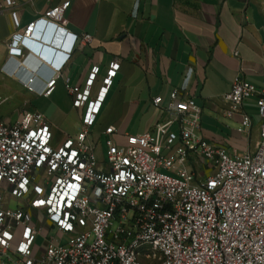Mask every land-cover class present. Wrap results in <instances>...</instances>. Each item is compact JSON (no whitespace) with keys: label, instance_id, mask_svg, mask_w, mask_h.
I'll use <instances>...</instances> for the list:
<instances>
[{"label":"built area","instance_id":"1","mask_svg":"<svg viewBox=\"0 0 264 264\" xmlns=\"http://www.w3.org/2000/svg\"><path fill=\"white\" fill-rule=\"evenodd\" d=\"M4 4L18 26L16 0ZM69 4L47 8L8 43L10 59L34 52L53 74L40 84L36 74L18 75L17 67L8 66V73L46 97L63 78L83 112L77 133L59 146L43 113L22 109L13 121L0 114V264H264V86L237 76L224 96L228 116L256 97L254 152L232 156L206 139L201 107L177 88L168 120L120 141L109 125L102 145L94 126L108 86L91 96L99 66L84 87L63 73L75 43L93 39L65 28ZM46 33L55 46L41 41ZM119 67L115 61L110 70ZM161 102L153 99L155 106ZM251 124L244 117L239 131Z\"/></svg>","mask_w":264,"mask_h":264},{"label":"crops","instance_id":"2","mask_svg":"<svg viewBox=\"0 0 264 264\" xmlns=\"http://www.w3.org/2000/svg\"><path fill=\"white\" fill-rule=\"evenodd\" d=\"M66 1L65 28L93 39L75 43L63 73L71 84L84 87L92 67L99 66L91 96L108 86L94 126L102 145L109 125L116 126L120 141L125 134H142L168 120L166 108L177 88L181 97H193L201 107L200 132L206 139L232 156L255 151L260 121L256 97L245 99L228 116L224 96L237 76L264 86V0H16L18 26L0 0V114L6 120H15L22 109L43 113L55 146L77 133L83 110L73 106L63 78L46 97L29 91L6 70L17 67L18 75L36 74L40 84L47 81L53 71L42 65L44 60L34 52L10 59L8 43L47 8ZM115 61L120 67L112 73ZM157 96L162 97L159 106L153 103ZM244 117L252 124L239 131ZM171 130L177 132L178 124Z\"/></svg>","mask_w":264,"mask_h":264},{"label":"water","instance_id":"3","mask_svg":"<svg viewBox=\"0 0 264 264\" xmlns=\"http://www.w3.org/2000/svg\"><path fill=\"white\" fill-rule=\"evenodd\" d=\"M47 40H49V33H46V34L43 36V39H42L43 43H44V42H47ZM53 41H54V40L52 39V40H51V43H52Z\"/></svg>","mask_w":264,"mask_h":264},{"label":"rangeland","instance_id":"4","mask_svg":"<svg viewBox=\"0 0 264 264\" xmlns=\"http://www.w3.org/2000/svg\"><path fill=\"white\" fill-rule=\"evenodd\" d=\"M3 110H5V111H7L8 109H7V105H5V106H3ZM166 172V171H165ZM38 242H40L39 244H41L42 243V239H38L37 240V243ZM39 246V245H38Z\"/></svg>","mask_w":264,"mask_h":264}]
</instances>
